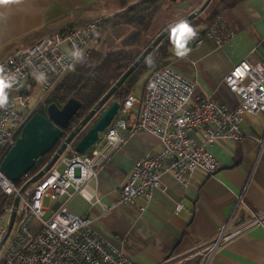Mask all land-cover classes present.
I'll list each match as a JSON object with an SVG mask.
<instances>
[{
	"label": "built area",
	"instance_id": "obj_1",
	"mask_svg": "<svg viewBox=\"0 0 264 264\" xmlns=\"http://www.w3.org/2000/svg\"><path fill=\"white\" fill-rule=\"evenodd\" d=\"M105 27L102 19L88 22L66 38H45L0 62L3 75L12 85L5 90L8 103L0 108V198L5 196L13 202L19 199L13 228L4 244L14 204L0 220V264H136L95 234L91 220L75 216L66 203L77 195L91 204L100 203V197L90 189L91 183L98 180L103 167L129 137L139 133L159 138L162 150L135 163L126 182L117 190V202L106 213L132 205L139 198L148 204L166 173L183 185L197 171L212 177L222 167L211 148L219 141H241L245 136L242 123L264 114V64L241 61L224 78L228 91L238 98L235 108L217 102L212 95L194 100L197 81L168 66L148 80L142 94L131 93L123 102L119 101L120 109L113 122L85 154H78L76 145L69 144L51 170L22 192L30 180L29 174L17 183L9 180L1 171L4 157L31 117L47 108L49 97L78 62L91 55L93 43ZM234 37L235 33L219 15L194 45L200 47L209 41L215 49H222ZM62 44H67L74 56L65 53ZM193 132L200 134V144L191 139ZM260 146L264 148V138ZM246 191L247 187L238 198L235 212L243 204ZM47 199L64 201L48 220ZM182 207L178 204L175 212H181ZM261 224L264 213H251L247 227L232 228L230 223L226 224L201 247L199 264H211L223 246L244 230ZM160 264L175 263L167 259Z\"/></svg>",
	"mask_w": 264,
	"mask_h": 264
},
{
	"label": "crops",
	"instance_id": "obj_2",
	"mask_svg": "<svg viewBox=\"0 0 264 264\" xmlns=\"http://www.w3.org/2000/svg\"><path fill=\"white\" fill-rule=\"evenodd\" d=\"M103 1L9 0L0 3V62L10 47L28 36L74 11L88 10ZM205 2L184 0L174 5L173 12L162 21L179 22ZM221 16L235 33L233 40L222 49H215L209 41L200 47L187 45L191 51L183 58L176 55L173 45L170 67L197 81L194 100L212 95L217 102L235 108L238 98L228 91L224 78L241 61L264 64V0H244L235 8L223 11ZM104 35L97 37L94 46L103 45L99 38ZM61 48L74 56L67 44H62ZM93 54L92 51L91 57ZM98 57L94 61H99ZM82 62L80 60L75 68L82 73H88L98 63L93 66ZM145 86L134 92L142 93ZM241 126L245 135L241 141H219L211 148L222 167L214 176L197 171L188 184L183 185L166 173L151 202L147 204L139 198L132 205L106 213V209L117 202V190L126 182L135 163L162 150L156 136L134 134L103 167L98 180L90 185L91 191L100 197V203L91 204L77 195L66 207L75 216L90 219L95 234L136 264H160L167 259L175 264H199L201 247L226 224L230 223L232 228L247 227L251 213H264V148L260 146L264 138V114L247 118ZM190 137L198 144L202 142L198 132L191 133ZM245 187L244 202L235 212ZM62 204L64 201L58 200L48 208L50 217ZM178 204L184 209L176 213ZM211 264H264V224L244 230L218 251Z\"/></svg>",
	"mask_w": 264,
	"mask_h": 264
},
{
	"label": "trees",
	"instance_id": "obj_3",
	"mask_svg": "<svg viewBox=\"0 0 264 264\" xmlns=\"http://www.w3.org/2000/svg\"><path fill=\"white\" fill-rule=\"evenodd\" d=\"M183 1L184 0H104L102 3L88 10L74 11L67 17L47 25L41 31L28 36L22 42L10 47L6 51L2 58L3 60L15 52L37 45L45 38L55 36L66 38L70 32L79 29L85 23L100 19L104 20L106 27L109 24L116 25L122 23L134 29V33L123 42L121 48L119 47L113 51H106L102 59L88 73H82L77 70L71 72L49 97L46 103L48 106L56 105L62 108L69 100L75 99L81 103V109L70 121L61 140L55 144L47 155L38 160L34 169L29 173L30 179L35 177L46 167L74 130L79 129L81 131L74 145L81 141L91 128V126L82 128V121L107 95L113 86L116 85L153 41L148 42L137 54H134L130 49L142 46L143 37L152 30L161 11L166 10L171 12L176 3ZM243 1L244 0H212L204 13L189 23L195 30L196 36L189 41L188 47L191 45L194 46L193 44L195 41L203 35L205 29L216 17L221 15L223 11L235 8ZM167 2L169 4L165 5ZM106 27L102 32L103 35L106 32ZM167 27H165L162 32L167 29ZM201 27L205 28L201 29ZM162 32H160V34ZM173 45L170 34L161 43V49L154 51L127 79L124 85L116 91L113 100L123 102L136 89V84L141 76L147 74V83L154 73L170 66V59L172 58L170 49ZM146 83L144 85H146ZM42 114H46V109L42 111ZM95 122L96 119L93 120V124ZM23 184L24 183H18L19 186ZM13 204L14 202L10 198L5 196L0 198V220L6 217Z\"/></svg>",
	"mask_w": 264,
	"mask_h": 264
},
{
	"label": "water",
	"instance_id": "obj_4",
	"mask_svg": "<svg viewBox=\"0 0 264 264\" xmlns=\"http://www.w3.org/2000/svg\"><path fill=\"white\" fill-rule=\"evenodd\" d=\"M211 2L212 0H206L200 9L182 20H186L188 23L195 20L206 10ZM175 24L167 27V29L157 37V39L141 54L137 61L121 77L116 85L113 86L107 95L82 121V128H87L89 126H91V128L87 131L81 141L76 144L75 149L78 154H85L87 150L99 141V136L102 135L111 125L120 109L119 101L113 100L114 94L154 51L161 49V43L171 34V26H174ZM80 109L81 103L75 99H71L62 108H59L56 105L47 106L45 115L40 112L34 114L24 127L15 146L10 149L1 163V171L4 175L12 182L17 183L22 177L29 174L36 166L38 160L47 155L53 149L55 144L61 140L70 121ZM94 119H96V122L93 124ZM80 133L81 131L76 129L69 135L46 167L23 186L22 192L40 181L46 173L51 170L54 164L63 155L67 146L76 142ZM18 202L19 199H15L7 237L2 244H4L13 228Z\"/></svg>",
	"mask_w": 264,
	"mask_h": 264
},
{
	"label": "rangeland",
	"instance_id": "obj_5",
	"mask_svg": "<svg viewBox=\"0 0 264 264\" xmlns=\"http://www.w3.org/2000/svg\"><path fill=\"white\" fill-rule=\"evenodd\" d=\"M178 3H181V2H178ZM178 3H176V4H178ZM168 4L169 3L167 2L165 5H168ZM172 12H173V10L171 12L166 11V10L165 11L164 10L161 11L160 14H159L160 17L158 16L159 20H157V22L155 23V25L152 28V30L143 37L142 46L141 47L132 48V49H130V51H132L134 54H137L138 52H140L146 46V44L148 42H150V41H153L154 42L157 39V37L160 34V32H162V30L165 27H167V26L169 27L170 26L169 23H171V21L163 22L162 19L165 18L167 16V14H170ZM188 16H186V17H188ZM169 19L171 20V17H169ZM175 23H177V22L171 23V25H173ZM133 33H134V29L131 26H128V25H125V24H122V23L121 24H116V25H114V24L107 25L105 35L103 37L99 38L100 40L102 39L103 45H101V43H100L99 45L94 46L95 41L97 39L96 38L95 41H94V43H93L92 49H91V54H92V51L94 52L93 56L91 57V55H90L89 57H86V58L81 59V60H83L82 64L83 63L90 62L94 66L95 63L99 62L102 59V56H103V54L106 51H113L116 48H119V47L121 48L123 46V42L128 37H130ZM97 56H99L98 57L99 58L98 59L99 61H94V59ZM146 77H147V74H145V75H143V76H141L139 78L138 83L136 84V88L137 89H140L141 87H143L144 81H145ZM143 91H144V89H143ZM132 93L137 94V95L138 94H142L141 92H134V91ZM54 202H51L49 199H47L45 201V207L46 208H51V206L53 205ZM183 209H184V207H182V209L180 211H182ZM50 214H51V210L48 211L47 216L45 218L46 220L49 219ZM1 253H2V251H0V257H1Z\"/></svg>",
	"mask_w": 264,
	"mask_h": 264
},
{
	"label": "clouds",
	"instance_id": "obj_6",
	"mask_svg": "<svg viewBox=\"0 0 264 264\" xmlns=\"http://www.w3.org/2000/svg\"><path fill=\"white\" fill-rule=\"evenodd\" d=\"M6 2H9V0H0V3ZM195 36V30L186 20H181L179 23L171 26V40L178 57L183 58L189 54L191 50L187 45ZM3 71L4 69L0 68V108L8 103V94L5 90L12 87L8 78L3 75Z\"/></svg>",
	"mask_w": 264,
	"mask_h": 264
}]
</instances>
